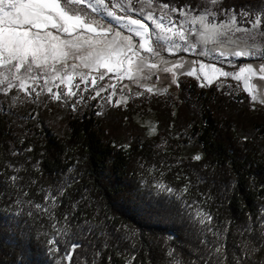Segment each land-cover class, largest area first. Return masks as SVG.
Instances as JSON below:
<instances>
[{"label": "trees", "instance_id": "16d2710c", "mask_svg": "<svg viewBox=\"0 0 264 264\" xmlns=\"http://www.w3.org/2000/svg\"><path fill=\"white\" fill-rule=\"evenodd\" d=\"M155 1L219 19L264 8ZM15 93L0 90V264H68L73 243L75 264H264V109L246 94L180 82L149 134L131 103L72 110Z\"/></svg>", "mask_w": 264, "mask_h": 264}, {"label": "rangeland", "instance_id": "374dc122", "mask_svg": "<svg viewBox=\"0 0 264 264\" xmlns=\"http://www.w3.org/2000/svg\"><path fill=\"white\" fill-rule=\"evenodd\" d=\"M208 1L210 6L214 4V0ZM117 2L125 8H133L128 14L133 18L143 19L149 25L150 45L159 53V56H154L146 49H141L139 44L143 43V39L103 11L92 12L87 7V4L92 3V0H86L85 4L77 7L83 8L100 24L111 26L113 31L108 35L109 40L113 39L115 32L120 33L117 40L130 37L132 52L121 46L110 56H106L107 62L113 65L111 72L95 65L84 67L81 57H87L88 53L95 49L84 45L81 40L83 46L79 49H71L74 55L66 61L56 63L49 60L45 68L37 69L33 66L32 73L24 74L23 71L19 73L25 80L27 91L22 90L19 87V82L14 79L15 70L9 71L6 67H0V80L7 77L4 83L0 84V90L8 94L11 91L16 92L11 97L13 101L37 100L41 96H47L51 101L60 102L72 110H74L73 104H75V108L88 104L95 110L104 111L109 106L124 108L127 103H131L134 122L146 128L149 134H153L157 128L154 106L167 104L175 112L179 103L178 84L184 81H193L200 88L214 86L233 96L246 94L249 97L252 112L264 109V104L259 102L264 99V79H262L264 73L258 70L261 65H264V35H261V32H264V27L256 29L250 23L258 15L264 19V8L250 16L245 12L240 15L229 12L224 15V18L219 19L217 13L211 9L194 14L186 8L178 10L159 4L155 0H112L113 4ZM113 10L117 12V15L125 14L120 9ZM149 12L153 14L156 21L163 23L165 28H170L171 31L165 33L158 29L153 20L148 19ZM48 30L59 35L61 40L75 41L77 39L75 33L68 35L57 33L51 28ZM179 32H183V40L177 34ZM82 35L83 38H88L91 34L84 32ZM186 48L188 51H184ZM234 51L253 54L235 56L232 54ZM133 52L144 58L143 63L140 62L139 57L132 55ZM221 52H224L223 56L220 55ZM126 56L131 57L135 63L129 64L125 59ZM238 60H244V62L237 64ZM201 62L215 64L216 67L233 73L238 72L241 67L246 69L248 64H252L254 71L246 70L241 73L242 79L237 81L232 76L224 77L212 69L206 68L204 72H207L213 81L208 84L204 72L199 71ZM136 63H140V71L136 70ZM73 64L77 66L75 69L71 67ZM144 64L149 67H144ZM151 64H156L157 67L152 68ZM181 64L184 67H174V65ZM53 67L56 71L52 70ZM125 68L130 69L132 78H129V74L124 71ZM193 68H196L197 71L192 76L187 75V72ZM165 69H171V71H165ZM68 75L73 76L71 84L67 81ZM101 75L104 76L103 80L99 79ZM31 76L38 77L35 83L30 78ZM93 79L96 80L95 85L92 83ZM245 79H247V86ZM9 83L13 87L8 88ZM202 84L206 86L202 87ZM110 85L114 87H110ZM69 87L77 94L67 95ZM102 88L105 90L101 91ZM149 88L152 91H148ZM49 89L52 91L49 92ZM248 89H251V92ZM97 92H100L99 96L96 95ZM57 93L61 94L60 99L55 98ZM252 95L257 97L256 102L251 100ZM204 219L206 220V218Z\"/></svg>", "mask_w": 264, "mask_h": 264}, {"label": "snow or ice", "instance_id": "6c2138e0", "mask_svg": "<svg viewBox=\"0 0 264 264\" xmlns=\"http://www.w3.org/2000/svg\"><path fill=\"white\" fill-rule=\"evenodd\" d=\"M85 3L86 0H63V3L61 0H0V67H6L9 71L15 70L13 73L14 79L19 82V87L22 90L27 91L28 89L25 80L19 73L22 71L24 74L32 73L33 66L37 69L45 68L49 60L56 63L66 61L70 56L74 55L71 49H79L83 46L81 40H83L84 45L95 49V51L89 52L87 57H81L84 67L95 65L96 67L106 68L111 72L113 71V65L107 62L106 56H110L121 46L126 47L129 52H132L131 38L124 37L117 40V37H120V33L115 32L113 39L109 40L108 35L113 29L110 25L100 24L83 8L77 7ZM87 7L94 13L103 11L109 17L115 19L130 32L143 39V43L139 44L141 49H146L152 55L159 56V53L150 45L149 25L143 19L133 18L132 15L128 14L133 8H125L119 2L113 4L112 0H92V3L87 4ZM113 9H120L125 14L117 15V12ZM148 19L153 20L156 27L163 32L167 33L171 31L170 28H165L163 23L156 21L151 12L148 14ZM250 23L253 28L259 29L261 26H264V19L258 15ZM49 28L56 30L57 33L68 35L75 33L77 34V39L75 41L61 40V37L54 34L53 31H49ZM84 32L91 35L88 38H83L82 34ZM177 34L180 36V39H184L183 32ZM261 35H264V32H261ZM92 37H95V39H92ZM184 51H188V49L186 48ZM232 54L235 56H245L253 53L234 51ZM132 55L139 57V54L136 52H133ZM220 55L223 56L224 52H221ZM125 59L128 60L129 64L135 63L131 57L126 56ZM139 60L143 63L144 58L139 57ZM117 63H120V61H117ZM63 66L66 67V65ZM135 66L137 71L141 70L140 63H136ZM71 67L75 69L77 66L73 64ZM144 67H149V65L144 64ZM150 67L156 68L157 65L151 64ZM174 67L182 68L184 65H174ZM206 68H210L215 73H219L224 77L232 76L237 81L242 79L241 73H244L246 70L248 72L254 71L252 64H248L246 69L243 67L239 68V71L236 73L224 71L222 68L216 67L215 64H205L203 62L199 64V71L204 72ZM52 70L56 71L55 67ZM258 70L264 73V65H261ZM124 71L129 74V78H132L130 69L125 68ZM165 71H171V69H165ZM196 71L197 69L193 68L187 72V75L192 76ZM81 75L83 76V74ZM204 77L208 84L213 83L212 78L207 72H204ZM30 78L34 83L38 79L36 76H31ZM6 79L7 77L4 78V80ZM99 79L103 80L104 76L101 75ZM4 80H0V84H3ZM72 80L73 76L68 75L67 81L69 84H71ZM61 82L63 83V79ZM92 83L95 85L96 80L93 79ZM245 85L247 86V79H245ZM201 86L206 85L202 84ZM11 87L13 85L9 83L8 88ZM110 87L114 86L110 85ZM104 90L103 88L101 89V91ZM48 91L51 92L52 90L49 89ZM148 91H152V89L149 88ZM248 91L251 92V89H248ZM76 94L69 87L67 95L74 96ZM96 95L99 96L100 92H97ZM55 98L60 99L61 94H55ZM251 100L256 102L257 97L252 95ZM259 102L264 104V99H261ZM72 106L75 109V104ZM201 158L199 154L193 156V159L196 161H200ZM13 179L16 178L13 177ZM159 187L164 188L163 185H159ZM165 190L168 192L173 191L172 188H166ZM37 207L39 208L40 205H37ZM196 215L201 216V212L197 211ZM204 216L207 221L212 220L210 215L204 214ZM200 223L204 224L205 219H200ZM59 243L60 241L53 237L49 241L50 246H52L50 250L53 252L61 251L58 247ZM78 247V244L73 243L70 249L64 251L62 259L67 260L68 264H75L73 254Z\"/></svg>", "mask_w": 264, "mask_h": 264}]
</instances>
